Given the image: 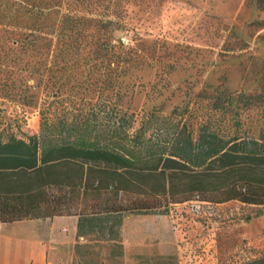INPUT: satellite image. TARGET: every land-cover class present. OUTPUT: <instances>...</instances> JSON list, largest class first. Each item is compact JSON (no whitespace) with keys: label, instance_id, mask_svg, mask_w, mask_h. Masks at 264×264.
<instances>
[{"label":"rangeland","instance_id":"1","mask_svg":"<svg viewBox=\"0 0 264 264\" xmlns=\"http://www.w3.org/2000/svg\"><path fill=\"white\" fill-rule=\"evenodd\" d=\"M70 1L81 18L65 14L68 0H52L49 38L56 52L27 55L33 78L8 77L1 58L12 44L0 18V128L6 123V130L16 125L33 134L46 118L81 117L92 104L107 101L134 114L135 127L150 111L168 116L177 108L196 130L208 122L227 134H264V0ZM119 3L126 8L127 27H104L103 21L114 18L105 8ZM59 50L63 53L55 58ZM237 205L233 200L216 207L227 212ZM242 209L241 218L221 228L226 259L248 256L234 248L244 241L264 252V206ZM144 215L152 219L149 227L139 221ZM66 217L52 219L75 221ZM183 226L191 238L199 232L195 225ZM86 238L84 259H73L68 246L58 245L55 264H179L181 235L165 212L126 213L120 228L123 255L117 259L108 256L106 242ZM126 239L150 245L126 250Z\"/></svg>","mask_w":264,"mask_h":264},{"label":"trees","instance_id":"2","mask_svg":"<svg viewBox=\"0 0 264 264\" xmlns=\"http://www.w3.org/2000/svg\"><path fill=\"white\" fill-rule=\"evenodd\" d=\"M68 3L65 14L81 18ZM54 7L52 0H0L12 44L1 58L8 77L35 76L30 52L55 54L49 38ZM116 7L105 8L114 18L103 21L104 27H127L125 6ZM92 108L81 117L46 118L33 134L16 125L6 130V123L0 128L1 222L78 216V236L106 242L108 256L117 259L123 255L126 213H164L196 195L213 203L264 206V134H227L208 122L196 130L177 108L168 116L150 111L136 127L134 114L127 116L117 104L103 101ZM77 249L87 256V244ZM242 264H264V252Z\"/></svg>","mask_w":264,"mask_h":264},{"label":"built area","instance_id":"3","mask_svg":"<svg viewBox=\"0 0 264 264\" xmlns=\"http://www.w3.org/2000/svg\"><path fill=\"white\" fill-rule=\"evenodd\" d=\"M235 202L238 205L230 208L227 212L217 209L216 206L228 202L213 203L203 200L199 195L182 203L170 204L165 213L171 216L174 227L179 230L181 235L179 264H242L260 256L262 251L255 252L251 248L250 241H244L234 247H238L239 252L249 254L243 258L240 257L241 255H234L231 260L226 259L221 251L219 236L222 226L241 218V215H244L242 208L248 205L239 200H235ZM184 224L186 227L195 225L199 228V232L195 234L194 238H191L183 230Z\"/></svg>","mask_w":264,"mask_h":264},{"label":"crops","instance_id":"4","mask_svg":"<svg viewBox=\"0 0 264 264\" xmlns=\"http://www.w3.org/2000/svg\"><path fill=\"white\" fill-rule=\"evenodd\" d=\"M78 220L79 217L75 216V221L54 220L52 217L0 221V264H55L53 256L58 245L68 246L72 258L80 262L82 256L78 254L77 247L86 244L87 238L78 236ZM151 220L144 215L139 221L149 227ZM139 243L137 239H126V250ZM141 245L148 247L150 243L142 242Z\"/></svg>","mask_w":264,"mask_h":264}]
</instances>
